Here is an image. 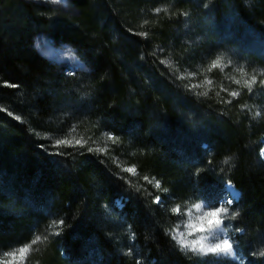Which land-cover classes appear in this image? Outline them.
<instances>
[{
	"label": "trees",
	"instance_id": "trees-1",
	"mask_svg": "<svg viewBox=\"0 0 264 264\" xmlns=\"http://www.w3.org/2000/svg\"><path fill=\"white\" fill-rule=\"evenodd\" d=\"M68 5L0 0V256L32 245L29 264H239L168 233L174 209L217 207L232 184L234 249L264 264V93L243 83H262L264 56L245 49L258 66L244 76L208 65L242 50L236 38L264 41V0ZM40 33L89 70L65 74L34 47Z\"/></svg>",
	"mask_w": 264,
	"mask_h": 264
},
{
	"label": "rangeland",
	"instance_id": "rangeland-1",
	"mask_svg": "<svg viewBox=\"0 0 264 264\" xmlns=\"http://www.w3.org/2000/svg\"><path fill=\"white\" fill-rule=\"evenodd\" d=\"M35 2L45 3L60 9L62 12H67L69 8L68 0H31ZM70 12H74V9H70ZM184 23L189 26V23L185 21ZM189 31H194L191 27H189ZM244 31V30H243ZM227 35L222 34L221 39L226 38ZM241 43L242 50H237L234 47H228L226 53H223L222 49H218L217 54L211 58L209 66H217L222 71L223 69L230 68L231 70H235L238 74H242L244 76V70L247 66H258L250 61L249 56L245 53V49H248L250 53L256 54L257 56H264V41L258 40L257 38L252 39L249 44L245 45L242 39L239 38L234 39V41ZM254 40V41H253ZM202 38L194 39L193 42L195 45H201ZM193 43L191 46L194 47ZM34 47L36 50L43 55L48 60L53 63L58 64L61 70L69 75L71 73L85 72L88 71V67L84 64V62L79 58L76 53V50L67 43L57 42L52 37H50L46 33H40L34 38ZM196 47V46H195ZM198 48V47H196ZM236 51V52H235ZM178 66V65H176ZM239 68V70H238ZM226 72V71H224ZM246 75V74H245ZM245 81H252L248 78V76L243 77V83ZM264 81V79H263ZM258 86V87H256ZM248 87V86H247ZM251 95L261 97L264 93V83H251ZM262 152H264L262 150ZM263 154V153H262ZM236 190L233 187H229L226 191H223L222 198L217 207H211L205 201L199 200L192 204H187L180 211L179 209L176 211L178 214L175 222L169 227L168 233L171 236L175 245L184 252H192L200 256L214 255L220 258H230L233 261L239 262L242 264L243 258L239 256L234 250L233 247V238H232V224L230 221L232 212H230V208L226 205L227 201H235L236 198ZM196 204L204 205L200 209L194 207ZM228 206V213H218L217 218L221 221L220 224L214 225L209 228L208 220L212 219L211 217H204L205 212L213 211L218 207ZM108 212V211H106ZM107 215L106 217H108ZM110 217V216H109ZM201 225L205 229L204 231H200ZM129 233V232H128ZM131 236V235H130ZM223 239H228L229 243L232 244V248L228 251L224 252H216V253H202L200 251L201 245L208 246L213 243H219ZM193 241H196L195 244H192ZM129 243H132L131 239ZM27 246V251L21 255L19 249ZM32 245H20L12 248L10 251L4 253L0 256V264H29V259L35 247H31ZM122 250L129 253V245H123ZM14 253V255H12Z\"/></svg>",
	"mask_w": 264,
	"mask_h": 264
},
{
	"label": "snow or ice",
	"instance_id": "snow-or-ice-1",
	"mask_svg": "<svg viewBox=\"0 0 264 264\" xmlns=\"http://www.w3.org/2000/svg\"><path fill=\"white\" fill-rule=\"evenodd\" d=\"M156 11L159 12L160 9H156ZM144 35H146V33ZM254 82H255V77L252 78V81H245V84L249 87V91H251V83H254ZM236 83L239 84L240 81L237 80ZM262 83H264V81H262ZM231 95L236 96V95H238V93L233 92V93H231ZM257 115H259V113H257ZM17 119H19V118L17 117ZM109 138L111 139L112 137L109 136ZM56 143L59 145V144L66 143V141L57 140ZM77 143H80V141H77ZM126 171L134 172L135 169L134 168H128V169H126ZM144 179L147 180L148 178L145 177ZM156 185L159 186V181H156ZM230 204H231V201H227L226 202V205L230 206ZM203 206L204 205H202V204L194 205V207L197 208V209H200ZM228 206H225V207H222V208L218 207V208H215L213 211L204 213V217H211L212 218V219L208 220L209 228L213 227L214 225L218 226L220 224L221 221L217 218L218 213H221V212L228 213V211H229ZM177 210L178 209H174V211H177ZM199 230L200 231H204L205 229L201 225ZM40 239H41V237L37 236L36 240H34L33 243H36V241H39ZM45 239H46V237H45ZM195 243H196V241L192 242V244H195ZM231 248H232V244L229 243L228 239H223L219 243H213V244H210L208 246L201 245L200 251L202 253H216V252L228 251ZM26 251H27V246L24 247V248L19 249V252H20L21 255H23ZM12 255H14V253Z\"/></svg>",
	"mask_w": 264,
	"mask_h": 264
}]
</instances>
